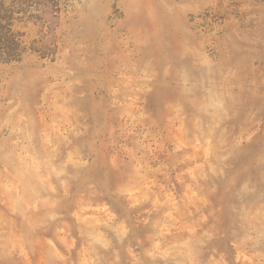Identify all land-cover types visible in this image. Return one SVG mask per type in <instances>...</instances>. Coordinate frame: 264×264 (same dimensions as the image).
Instances as JSON below:
<instances>
[{
    "label": "rangeland",
    "instance_id": "obj_1",
    "mask_svg": "<svg viewBox=\"0 0 264 264\" xmlns=\"http://www.w3.org/2000/svg\"><path fill=\"white\" fill-rule=\"evenodd\" d=\"M0 264H264V0H0Z\"/></svg>",
    "mask_w": 264,
    "mask_h": 264
}]
</instances>
